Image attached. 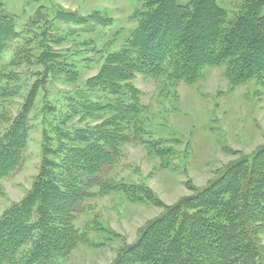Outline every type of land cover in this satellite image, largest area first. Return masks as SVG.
I'll return each mask as SVG.
<instances>
[{
    "label": "trees",
    "instance_id": "trees-1",
    "mask_svg": "<svg viewBox=\"0 0 264 264\" xmlns=\"http://www.w3.org/2000/svg\"><path fill=\"white\" fill-rule=\"evenodd\" d=\"M137 1L131 16L136 25L122 46L116 47L117 34L97 46V28L109 27L112 19L55 8L31 21L39 29L38 52L22 48L23 60L11 62V67L25 62L38 68L26 94L12 71L0 72V106L23 98L15 115L0 114L2 180L24 163L42 90L48 93L47 85L55 81H79L77 62L57 49L78 30L63 29V24L81 27L91 36L82 45L103 59L99 72L86 81V90L67 98L62 118L52 103H45L40 171L26 197L0 218V264H57L85 242L74 227L85 203L115 192L133 203L161 205L164 212L142 228L134 244L118 252L113 264H264V146L230 163L207 187L194 189L172 206L145 185L106 179L129 143L144 145L165 163L174 156L164 141L151 137L148 108L135 85L139 75L155 80L168 94L181 83H195L210 67H223L232 87L264 83V0H245L233 18L217 0ZM20 37L16 18L1 3L0 65ZM93 92H103L105 101L92 100ZM72 117L101 122L73 131L66 129Z\"/></svg>",
    "mask_w": 264,
    "mask_h": 264
},
{
    "label": "rangeland",
    "instance_id": "rangeland-1",
    "mask_svg": "<svg viewBox=\"0 0 264 264\" xmlns=\"http://www.w3.org/2000/svg\"><path fill=\"white\" fill-rule=\"evenodd\" d=\"M189 0H180L187 3ZM233 18L245 0H217ZM5 11L16 18L21 37L11 43L4 55L1 75L12 71L25 95L36 81L37 67L23 65L11 67L15 58H21L20 49L38 52L39 29L32 19L46 16L50 10L63 8L80 16L100 13L113 23L107 28L98 27V48L117 34L116 47L122 46L136 23L131 16L138 9L137 0H0ZM39 11L41 15H39ZM77 29L71 42L58 47L77 62L80 78L77 83L51 82L42 90L32 113L34 128L30 134L24 163L9 177L0 180V218L14 204L21 202L32 189L42 162V129L46 102L56 108L62 118L69 101L77 91L86 90L88 79L95 76L103 63L102 55L84 47L82 42L91 38L80 31L81 27L63 24V29ZM105 54V51H104ZM23 60V59H22ZM141 90L142 103L148 108V127L154 140H161L172 148L174 154L167 163L152 155L140 143L124 146L123 158L106 171V179L128 185H145L166 205L193 194L194 189L207 187L230 163L241 156H250L264 146V83L251 81L232 87L223 67L206 68L201 78L193 84L181 83L173 93L161 92L153 79L139 75L135 81ZM95 102L105 101L103 92H93ZM23 102L17 97L11 103H2L0 114L15 115ZM48 118L49 115H46ZM53 117V116H52ZM98 119L82 121L72 117L66 129H87L99 124ZM2 126V125H1ZM0 126V129H1ZM97 192V189L94 190ZM161 205L133 203L123 193L97 195L89 199L74 222L85 242L80 243L57 264H113L118 252L134 244L147 223L161 216ZM264 243V235L261 236Z\"/></svg>",
    "mask_w": 264,
    "mask_h": 264
}]
</instances>
